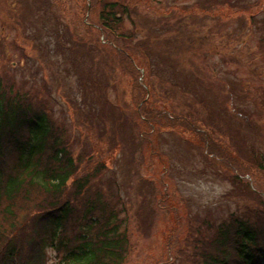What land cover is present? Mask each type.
Listing matches in <instances>:
<instances>
[{
	"label": "rangeland",
	"instance_id": "374dc122",
	"mask_svg": "<svg viewBox=\"0 0 264 264\" xmlns=\"http://www.w3.org/2000/svg\"><path fill=\"white\" fill-rule=\"evenodd\" d=\"M111 1L130 10L116 26L129 41L102 29L99 0H0V85L48 111L81 175L107 165L92 193H109L114 179L127 205L121 218L134 251L125 264H161L178 246L188 263L202 255L195 245L207 223L264 212V0ZM173 105L239 162L212 158L182 126L183 134L151 121L142 133L139 109ZM35 220L18 239L42 233ZM1 250L0 264L12 263L16 253ZM61 257L49 249L45 264Z\"/></svg>",
	"mask_w": 264,
	"mask_h": 264
},
{
	"label": "trees",
	"instance_id": "16d2710c",
	"mask_svg": "<svg viewBox=\"0 0 264 264\" xmlns=\"http://www.w3.org/2000/svg\"><path fill=\"white\" fill-rule=\"evenodd\" d=\"M99 2L102 6V29L129 41L130 37L116 31V26L130 16L128 6L111 0ZM120 52L126 56L131 72L140 74L139 63H135L133 57L127 56L123 50ZM18 71L11 69L13 75ZM21 93L15 92L12 87L6 89L3 84L0 85V216L3 217L0 221V248L5 247L7 240L9 244L20 227L23 228L32 218L36 219V228H41L44 233L53 226L51 240L57 249L65 250L59 264H125L134 251L121 218L127 205L118 193L114 179L109 183V193L103 192L102 186L96 189L97 193H92L98 181L97 175L107 170V165L101 162L97 164L99 168L89 175H81L65 140L59 136V132H52L55 130L48 111L37 105L31 94ZM173 107L167 108L165 113L158 111L155 114L153 109H139L140 124L144 126L142 133L151 121L163 126L161 129L172 128L180 133L178 127L182 126L183 132L187 130L197 136L198 143L191 141L190 144L204 149L212 158L225 155L231 162L237 161L223 141L216 140L205 125L196 124L193 112L185 114ZM201 121L205 123L203 119ZM142 139L149 141L150 137L143 135ZM4 160L6 162H2ZM254 163L259 162L254 160ZM260 165L263 167V163ZM113 178L117 179L115 172ZM69 192L73 193L72 197L68 196ZM108 196L109 201L106 200ZM22 203L23 216L20 217L18 207ZM261 203H264L263 199ZM175 216V222L179 224L178 216ZM239 218L232 217L231 221L220 224L207 223L204 226L209 227L207 231L200 228L195 250L202 252L203 256L195 252L198 254L196 258L192 256V261L185 263L180 257L181 247L178 246L177 254L174 253L161 264H264L261 253L264 250V212ZM10 230L11 234L8 233ZM16 239L12 240L14 250L21 247L15 244ZM19 242L23 244L24 240ZM46 261V258H42L39 264Z\"/></svg>",
	"mask_w": 264,
	"mask_h": 264
}]
</instances>
